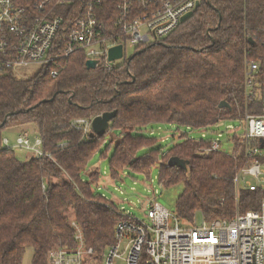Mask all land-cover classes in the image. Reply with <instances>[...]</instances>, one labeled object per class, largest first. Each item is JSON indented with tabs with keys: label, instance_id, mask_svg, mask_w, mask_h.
<instances>
[{
	"label": "trees",
	"instance_id": "obj_1",
	"mask_svg": "<svg viewBox=\"0 0 264 264\" xmlns=\"http://www.w3.org/2000/svg\"><path fill=\"white\" fill-rule=\"evenodd\" d=\"M100 1L101 18L114 26L119 0ZM247 58L261 60L264 73V0H208L169 36L137 48L111 70L88 68L86 54L77 51L55 77L50 68L0 76V264H22L29 247L31 264H47L56 246L76 247L73 220L96 254L116 241L117 224L130 217L98 192L102 173L89 169L97 153L108 158L112 182L125 170L149 178L158 166L162 185L181 184L174 212L184 223L197 215L233 218V158L197 153L189 131L165 148L143 129L168 123L202 132L243 112ZM113 111L108 132L119 131L116 138L108 132L91 137L92 130L84 135L73 125ZM27 124L42 139L43 156L22 159L4 144L8 129ZM172 156L187 160L186 169L170 166ZM238 195L247 212L258 209L264 190Z\"/></svg>",
	"mask_w": 264,
	"mask_h": 264
},
{
	"label": "built area",
	"instance_id": "obj_2",
	"mask_svg": "<svg viewBox=\"0 0 264 264\" xmlns=\"http://www.w3.org/2000/svg\"><path fill=\"white\" fill-rule=\"evenodd\" d=\"M206 1L119 0L114 26L107 27L99 12L100 0H84L79 4L75 0H0V76L15 73L24 77L50 68L55 77L77 51L84 52L87 60H97V67L111 70L127 58L126 44H131L135 52L143 45L162 41L182 23L183 16L195 13L197 4ZM119 44L123 46V58L110 61V48ZM261 66V60L246 59L245 109L229 117L240 122L242 132L235 126L227 129L230 150L219 138L208 137L213 128L202 131L198 138L189 135L197 143L199 154L226 152L235 160L233 181L237 192L264 190ZM32 67L35 72L21 71ZM92 120L77 118L73 125L88 135ZM4 144L35 157L44 155L38 135L34 139L27 134L19 135L13 146L5 138ZM146 208L145 219L120 208L130 219L117 224L116 241L100 257L85 244L83 232L73 220L77 246L50 249L47 264H113L115 258L124 254L127 264H264V198L257 210L243 212L237 198L233 218L195 217L192 223H184L174 211L160 204L155 195L147 199Z\"/></svg>",
	"mask_w": 264,
	"mask_h": 264
},
{
	"label": "rangeland",
	"instance_id": "obj_3",
	"mask_svg": "<svg viewBox=\"0 0 264 264\" xmlns=\"http://www.w3.org/2000/svg\"><path fill=\"white\" fill-rule=\"evenodd\" d=\"M134 53V47L131 44H126V56L130 57ZM26 73L35 72V68H27L21 70ZM238 132H242V126L237 120H225L220 122L218 126L213 128L212 132H208L207 135L209 138H219L224 142V147L227 150H230L232 147L228 138V130L230 127H234ZM177 125H172L168 123H153L148 125L143 129V132L146 134H153L159 138L160 145L168 148L172 143L179 141L180 135L189 131L192 137H201L202 132L189 130L186 127L177 128ZM231 131V130H229ZM109 138L118 137L120 135L119 131H110ZM7 138H9L12 144H15V135L5 133ZM35 133L31 132V138L34 139ZM15 142V143H14ZM16 152L22 159H26L29 155L23 149L15 148ZM99 168L102 175L101 180L97 185V190L99 193L103 194L109 200H114L117 203L119 209L123 207L127 212L133 213L136 217L147 218V199H153L154 195L156 200L168 208L171 211L176 209V201L183 190L181 184L171 187H165L159 181V168L158 166L154 167L149 178L145 177L142 174H137L133 176L132 173H129L128 170H125L120 179L116 182H112L109 179V160L105 156L97 153L93 156L89 164V169ZM154 190H158V193L155 194ZM70 218L74 219L73 213H70ZM197 219L201 220L202 215H197ZM110 246V245H109ZM107 248V247H106ZM124 248H122L123 252ZM96 253V251H95ZM101 253L97 255L100 257ZM34 254L33 247H29L24 255L22 264H31L32 257ZM113 264H127L126 254L123 257H118L114 259Z\"/></svg>",
	"mask_w": 264,
	"mask_h": 264
},
{
	"label": "water",
	"instance_id": "obj_4",
	"mask_svg": "<svg viewBox=\"0 0 264 264\" xmlns=\"http://www.w3.org/2000/svg\"><path fill=\"white\" fill-rule=\"evenodd\" d=\"M200 3L197 4V8L196 10H198V8L200 7ZM194 15V12H189L188 14H186L185 16H183L182 18V22H185L186 20H188L189 18H191ZM140 51H137V53H139ZM135 55V54H134ZM133 55V56H134ZM132 56V57H133ZM123 58V46L121 44L113 46L110 48L109 50V57L108 59L110 61H116V60H120ZM97 60H87L86 65L88 68H96L97 67ZM117 115V111H113V112H105L101 115H98L96 117L93 118L92 120V133H91V137L94 136H103L104 134H106L110 128H111V121L113 120V118ZM170 166H178L181 168L186 169L187 165H188V161L185 159H182L178 156H172L169 158L168 161Z\"/></svg>",
	"mask_w": 264,
	"mask_h": 264
},
{
	"label": "crops",
	"instance_id": "obj_5",
	"mask_svg": "<svg viewBox=\"0 0 264 264\" xmlns=\"http://www.w3.org/2000/svg\"><path fill=\"white\" fill-rule=\"evenodd\" d=\"M31 132L32 133H35V136L37 135L36 133V130H35V126L33 124H27V125H21V126H16V127H13V128H10L6 131L7 134H14L16 137H15V142L18 138L19 135H24V134H27L31 137ZM5 138H7V136L5 135ZM9 143L13 146L15 144H12L9 140V138H7ZM14 142V143H15ZM29 156L31 155L30 153H28Z\"/></svg>",
	"mask_w": 264,
	"mask_h": 264
},
{
	"label": "bare ground",
	"instance_id": "obj_6",
	"mask_svg": "<svg viewBox=\"0 0 264 264\" xmlns=\"http://www.w3.org/2000/svg\"><path fill=\"white\" fill-rule=\"evenodd\" d=\"M231 116V115H230ZM227 120H229V118L227 119ZM219 152V151H218ZM198 153V152H197ZM201 155H205V154H201ZM241 190V189H240ZM239 190V191H240ZM239 191L237 192V194H236V203H237V198H238V201H239ZM237 195H238V197H237ZM239 203H240V201H239ZM234 217V216H233ZM224 219H226V218H224ZM217 220V219H216Z\"/></svg>",
	"mask_w": 264,
	"mask_h": 264
}]
</instances>
